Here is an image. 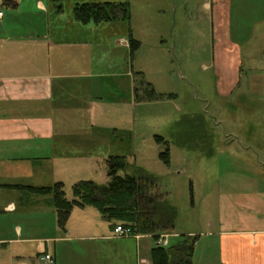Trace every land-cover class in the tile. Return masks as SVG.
Returning <instances> with one entry per match:
<instances>
[{
	"label": "crops",
	"instance_id": "obj_1",
	"mask_svg": "<svg viewBox=\"0 0 264 264\" xmlns=\"http://www.w3.org/2000/svg\"><path fill=\"white\" fill-rule=\"evenodd\" d=\"M64 1L72 2L67 13ZM106 1L126 2L16 0L7 14L1 11L0 264H43L38 258L44 254L52 258L48 264H122L125 251L115 240L125 237L115 236L93 208L72 209L65 230L58 227L62 234L54 239L42 222V216L55 214L49 197L12 187L57 182L72 186L80 181H72L81 170L79 162H105L111 156L105 155L106 143L94 131L112 135L115 128L109 118L118 103V87L125 90L122 106L130 107L134 101V78L123 51L130 48L129 38L115 37L127 23H80L73 16L76 3ZM204 5L217 37L226 27L225 11L217 4ZM109 28L112 32L107 35L84 37ZM223 37L227 46H235L228 27ZM212 65L222 82L221 92L231 94L245 74L240 58L227 52L221 61L213 58ZM104 94L108 100L102 99ZM237 175L243 179L226 180L228 189L221 187L217 227L197 233L196 243L203 236L215 245L216 264H264V183L255 176ZM76 241L86 247H77ZM140 259L136 256L137 264Z\"/></svg>",
	"mask_w": 264,
	"mask_h": 264
},
{
	"label": "rangeland",
	"instance_id": "obj_2",
	"mask_svg": "<svg viewBox=\"0 0 264 264\" xmlns=\"http://www.w3.org/2000/svg\"><path fill=\"white\" fill-rule=\"evenodd\" d=\"M126 1L130 8L129 24L123 25L121 34L115 37L118 41L128 40L130 32L138 42L134 50L123 47L134 86L142 77L155 93L173 97L133 101L130 107H125L119 103L124 101L125 90L118 87L119 106L117 103L109 118L115 133L98 130L94 136L106 143L105 155L124 156L129 165L155 179L159 191L167 194V202L177 210L173 233L201 235L219 223L221 187L226 180L243 179L237 174H245L264 183V0ZM206 2L225 11L222 20L226 27L217 37ZM70 3L64 1L65 13ZM10 9L0 5L5 14ZM227 27L230 41L237 48H230L223 41ZM111 32V28L95 30L84 33V37L95 38ZM227 52L240 58L245 72L228 95L221 92L222 82L217 80L212 65L213 58L221 61ZM102 99L108 100V95L104 94ZM194 115H201L208 122L213 135L212 148L191 133L187 118ZM165 150H168L167 163L159 157ZM79 164L81 170L72 181L107 183L103 159ZM70 183L64 186L67 199H71ZM42 219L54 239L62 234L53 212ZM45 237L49 238V234ZM115 241L125 251L122 264H137L136 256L149 262L154 246L150 236L137 239L128 236ZM74 244L86 247L83 242ZM215 249L214 244L201 236L192 264H216Z\"/></svg>",
	"mask_w": 264,
	"mask_h": 264
},
{
	"label": "trees",
	"instance_id": "obj_3",
	"mask_svg": "<svg viewBox=\"0 0 264 264\" xmlns=\"http://www.w3.org/2000/svg\"><path fill=\"white\" fill-rule=\"evenodd\" d=\"M2 6L13 8L16 0H1ZM73 16L80 23H106L124 21L129 24L130 8L126 2H80L73 7ZM129 47L138 46L130 32ZM141 77L140 72L137 73ZM142 78V77H141ZM139 78L134 86L135 102L172 98L173 94L155 93L150 83ZM191 133L203 143L212 145L213 135L208 122L201 115L187 118ZM115 133V129L112 130ZM157 138V137H156ZM117 139V138H116ZM160 138H157V140ZM212 148V147H211ZM211 153V149H209ZM168 162V150L159 154ZM106 184L91 180H80L70 187L71 199H67L62 182L51 186L12 185L16 189L38 196H47L54 209L56 223L64 231L72 209L93 208L99 217L114 226L123 227L129 236H150L154 241L159 234H172L177 218V210L167 202V194L159 191L155 179L140 168L133 167L124 156L111 155L105 160ZM173 242L166 246L154 243L150 249V264H192L196 235H175Z\"/></svg>",
	"mask_w": 264,
	"mask_h": 264
},
{
	"label": "built area",
	"instance_id": "obj_4",
	"mask_svg": "<svg viewBox=\"0 0 264 264\" xmlns=\"http://www.w3.org/2000/svg\"><path fill=\"white\" fill-rule=\"evenodd\" d=\"M2 16V12L0 11V18ZM112 232L117 237H128V232L121 227L120 225L114 226ZM171 234H159L158 237L155 239V244L159 246H166L168 244V238ZM40 262H52V258L49 254H44L38 258ZM139 264H150V262L146 261L145 259H140Z\"/></svg>",
	"mask_w": 264,
	"mask_h": 264
}]
</instances>
